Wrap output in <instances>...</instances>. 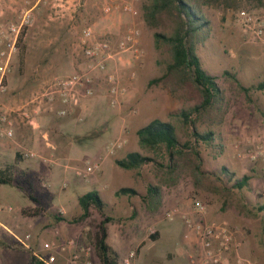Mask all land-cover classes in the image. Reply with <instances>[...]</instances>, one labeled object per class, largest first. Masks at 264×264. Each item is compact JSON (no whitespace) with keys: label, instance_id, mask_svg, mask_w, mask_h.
Instances as JSON below:
<instances>
[{"label":"rangeland","instance_id":"rangeland-1","mask_svg":"<svg viewBox=\"0 0 264 264\" xmlns=\"http://www.w3.org/2000/svg\"><path fill=\"white\" fill-rule=\"evenodd\" d=\"M146 2L147 0L134 1V5L139 10V15L134 17V19H137L135 24L140 28L141 38L142 33L145 35V44L142 45L140 41L142 55L137 60L131 56L125 57L118 64V67L124 72L133 70L135 71V76L138 75L144 77L145 80L148 78L151 80L165 71V66L171 62V57L167 45L155 47L152 36L154 29L147 26L143 16V6ZM97 7H100L99 0H96V5L94 6L96 11L99 12L100 9ZM240 10L250 12L258 17L264 25V7L258 5L255 0H233L229 6L218 1L210 5L203 4L200 7L204 19L208 20L210 24V32L204 41L197 44L196 51L203 68L216 76V82L222 89L224 99L206 110L199 109L197 112H193L190 118L194 120V126L197 130H211L214 132L211 143L195 142L191 134L190 125L184 123L181 116L178 115L182 109H188L200 103L201 96L198 90L190 82L176 88L177 83L171 76L170 79H165V81L151 85L147 83L143 88V94L146 96L155 94L161 96V94L163 95L162 92L169 94L165 103L169 105L171 112L166 119H159L169 121L174 125L180 143H189L188 149H185L186 155L173 159V162L181 166L178 173L176 172V177L168 173L167 165L170 161L165 150L161 149L157 152H151L139 147L134 128L131 131V139L123 143L124 140L120 136V130L125 131L127 128L118 126L115 134L110 136L105 144H107L106 148L109 150L108 145L111 142L120 141V147L123 146L125 148L122 154L131 148H136L141 153L155 159V162H147L135 171L137 180L141 184L148 186L149 184L159 185L160 183V185H163L160 206L155 210L144 206L142 208L144 217L162 220L167 225L174 221L182 225L184 223L181 215H176L172 220H169L166 219L165 212L174 207H180L183 211H187L190 207L191 199L198 197L206 202L208 208L213 212L227 215L228 220L226 219V221L235 231V236L240 232L245 234V238L240 237L241 239L238 238L237 242L242 243V245L245 242V246L251 247L250 250L254 249L255 262L264 264V210L258 209L264 203V160L251 162L238 155L239 152L247 147L264 146V89L244 93L237 87L230 76V74H234L238 80L239 77L242 79L245 77L246 81L248 80L251 83L264 81V42L245 32L236 17L237 12ZM101 15L103 14L101 13ZM123 16V14L107 16V19H110L114 24H120L119 28L111 30L112 32L119 33L131 24L124 22ZM99 19V16L98 18H90L84 25L90 24L95 28L97 27L99 31H108V28H104L103 23ZM157 30L160 31L161 28ZM19 45L16 58L22 51V46L21 44ZM226 71L229 74H225L224 72ZM58 74H66V72L51 73L48 77ZM39 84L43 86L44 83L41 81ZM173 88L176 89L174 90ZM132 107H135V105ZM115 149L110 151L111 156L119 157L121 153H115ZM193 151L198 153L199 160ZM88 159L82 160L81 163ZM81 163L75 166H79ZM197 163H199V170L193 172V166ZM75 166H73L74 176L85 182L86 185L84 187H89V189L91 188L90 190L94 189L91 184L86 182L100 171L101 167L90 177L83 179L74 173ZM222 167L233 173L234 178H229L223 172ZM133 172L130 171V173ZM243 175H249L248 185L242 189L234 187L235 179ZM14 180H17L18 183L13 184L14 189L12 188V190L25 198L27 202L32 200L30 196L42 199V204L36 205L40 208L38 213L30 215L29 212L33 208L19 207L20 201L0 198V202L10 204L14 209L18 208L17 214L21 222L15 231V235L23 239L24 235L29 233V240L24 241L28 247L40 249L50 240L75 237L79 244L92 246L91 259L93 255H96L93 234L96 223L101 219L100 214L91 206L88 217L80 220V222L72 221L80 215L77 214V210L80 207L75 205V196L81 192L80 190L75 193L49 195L47 188L40 187L38 180L36 185L40 187L41 192L35 193L22 182V177L19 174L15 175ZM131 182V178H125L123 181L117 180L115 185L126 186ZM0 187L3 190L11 189L9 185L4 184H0ZM82 191L86 192V190ZM137 194L131 196L120 195L119 197L122 198L123 202L127 201L126 203H129L135 200ZM103 197L106 200L109 199L107 192H103ZM134 211L137 214L139 210L134 208ZM105 213L110 215L112 212L106 208ZM56 214L65 217L66 220L57 222L54 218ZM55 224H57L59 231L64 232L62 236L47 240H39L37 238L38 230L49 229ZM70 229L76 230L77 233L70 232ZM150 229L147 231L149 234H151ZM152 230L154 229L152 228ZM8 234V230L0 225V250L15 248L20 250V252H17L15 256L0 253V264H29L31 249L25 247L14 236L11 237Z\"/></svg>","mask_w":264,"mask_h":264},{"label":"crops","instance_id":"crops-1","mask_svg":"<svg viewBox=\"0 0 264 264\" xmlns=\"http://www.w3.org/2000/svg\"><path fill=\"white\" fill-rule=\"evenodd\" d=\"M95 5L96 0H0V27L17 23L23 12H28L32 17L31 24L24 30L18 42L22 51L18 58L15 57L17 54L13 55L12 66L7 74V90L0 93V112H9L12 130L11 136L0 135V175L1 172L5 173L6 176L13 177V183H18L14 177L19 174L22 182L35 193L41 192L40 187H46L49 195L75 193L80 190L75 196V205H78V196L85 193L82 190L87 192L91 188L84 187L85 182L74 176L73 166L86 158L100 160V171L86 183L91 184L94 188L92 190L99 192L112 212L110 216L113 219L107 223L106 241L117 253L118 264L119 260L133 249L136 250V256L131 264H191L185 249L195 244L193 235L185 237L186 228L177 221L167 225L162 220L144 217L142 208H149L142 199L146 194L147 185L137 180L135 171L139 168L123 169L114 163L115 158H122L127 152L137 149L131 148L122 154L125 148L121 146L114 151L121 153L120 156L114 157L105 144L108 138L115 134L118 126L127 128L125 131L120 130V136L125 143L131 139L132 128L136 135V130L153 118L166 119L171 112L169 105L165 103L169 97L168 93L146 96L143 94V88L150 78L145 80L144 77L136 75L132 80H128L125 74L123 79L128 84V93L120 106L109 105L103 86L99 85L95 95L83 98L80 104L65 116L61 117L56 113L57 109L62 107L58 101L51 105L39 106L34 125L27 124L21 114L26 101L42 86L39 82H46L51 73L66 72L58 75H67L81 67L78 40L81 28L87 20L99 16L103 27L108 28V31L119 28L120 24H114L107 16L101 15L100 10L97 12ZM123 15L124 22H137L134 17ZM6 43L5 40L2 41V46ZM141 43L145 44L144 33ZM239 80L245 86L255 84L246 81L245 77H239ZM133 105L135 107H132ZM27 151L33 152L34 155L25 157L24 153ZM125 178L132 179L126 186L138 192L135 200L129 203L123 202L122 198L115 195V191L121 187L115 185V182ZM38 180L40 187L36 185ZM41 183H46V186ZM4 185H9L11 189L3 190L0 187V198L20 201L19 207L34 208L39 203L42 204L41 198L32 196L36 201L27 202L12 190L13 184ZM158 186L163 188L160 183ZM103 192L109 195L108 200L104 199ZM134 208L139 210L137 214ZM17 209L0 212V225L8 230L11 237L15 235L21 222ZM80 213L81 208H78L77 214ZM206 218L228 220L225 213H216L210 208ZM149 228H153L155 232L149 234ZM69 231L77 233L76 230ZM63 233L55 224L49 229L38 230L37 238L47 240L60 237ZM153 235L154 238L151 237ZM240 237L244 239L245 234L238 233L235 236L236 241L241 239ZM238 245L236 251L229 253L221 264H241L237 261L238 257L249 260L251 264H258L255 262L254 249L250 250L251 247L245 246V242L244 246L242 243ZM17 252L20 250L15 248L0 250L1 254L13 256ZM91 260L92 264H101L96 255H93Z\"/></svg>","mask_w":264,"mask_h":264},{"label":"built area","instance_id":"built-area-1","mask_svg":"<svg viewBox=\"0 0 264 264\" xmlns=\"http://www.w3.org/2000/svg\"><path fill=\"white\" fill-rule=\"evenodd\" d=\"M135 0H100V12L104 16L112 14H128L132 17L139 15ZM237 20L245 32L257 40L264 42V25L262 21L246 10L237 12ZM32 17L28 12H23L17 23H10L0 27V93L7 90V74L10 71L13 55L18 52V42L24 30L31 24ZM6 45L2 46V41ZM141 32L135 24H129L119 33L112 31H99L94 26L86 24L81 28L78 46L81 54V67L67 75H54L35 92L24 104L21 114L25 122L34 125L37 108L42 105H51L58 101L62 107L58 108V116H65L77 107L81 100L93 96L98 91V86H103V91L108 97L111 106H120L128 93V80L135 77V71L124 72L118 67L122 59L131 56L140 59ZM9 112H0V135L11 136V120ZM120 141L111 142L108 151L120 147ZM34 153L27 151L25 157ZM240 157L251 162L264 160V146L247 147L238 153ZM101 167L100 160H85L74 167L76 176L87 179ZM46 186V183H41ZM10 204L0 202V212L13 211ZM208 205L198 197H193L190 207L183 211L174 207L165 212L166 219L172 220L176 215H181L186 228L185 237L193 235L195 244L185 249L186 256L191 264H221L227 255L236 251L238 242L235 240V231L226 220L207 219ZM151 234L155 230L150 229ZM19 243L28 247L24 241L29 240L30 234L23 239L14 235ZM30 248V247H28ZM31 249V248H30ZM92 246L79 244L75 237L53 239L46 242L40 249H31V254L42 264H92L90 254ZM136 256V250H130L122 257L121 264H131ZM241 264H251L249 260L237 259Z\"/></svg>","mask_w":264,"mask_h":264},{"label":"trees","instance_id":"trees-1","mask_svg":"<svg viewBox=\"0 0 264 264\" xmlns=\"http://www.w3.org/2000/svg\"><path fill=\"white\" fill-rule=\"evenodd\" d=\"M221 1L226 6L231 5L233 0H147L143 6V16L145 23L151 29H154L152 36L155 47L167 45L171 57V62L165 66V71L158 77L149 80L148 84H154L165 79L172 78L176 81V88L182 87L187 82L192 83L198 90L201 100L197 105L188 109H182L179 112L184 123L191 127V134L195 142L203 141L206 144L213 140L214 132L211 130L199 131L194 126V120L191 114L199 109H207L223 99L222 89L216 82V76L210 74L203 68L196 46L199 42L204 41L210 32V24L204 19L200 11L203 4H213ZM258 5L264 7V0H255ZM161 28L160 31L157 29ZM229 74V72H224ZM237 87L244 93L252 90H263L264 81H260L248 86L243 85L234 74H230ZM175 88V89H176ZM174 89V88H173ZM174 89V90H175ZM137 142L139 147L157 152L164 149L167 153L170 163L167 165L168 173L172 176L181 169L173 159L186 155L185 149H188V142L180 143L174 125L169 121H163L159 118H153L145 125L136 130ZM199 160V155L193 151ZM16 160V156H15ZM147 162H155L151 156L141 153L138 150L129 151L122 158H115L114 163L123 169L139 168ZM199 170V163L193 166V172ZM223 172L233 179L234 174L228 172L222 167ZM177 172V173H176ZM249 175H243L235 179L234 187L242 189L248 185ZM0 183L14 184L13 177L6 176L1 172ZM137 191L128 186H121L115 191L116 196L136 195ZM32 200H35L30 196ZM151 210L157 209L161 204V187L149 184L145 196L142 197ZM36 201V200H35ZM78 205L81 208L80 215L72 221H80L90 215V207H94L100 214L101 219L96 223L93 234V243L95 254L101 264H118V255L113 248L107 243V223L113 218L105 213L107 203L102 199L97 190H89L77 198ZM40 208L35 206L30 210V215H36ZM264 210V203L258 207ZM55 220L63 221L65 217L55 215ZM154 238V235L151 236ZM29 264H42L30 254Z\"/></svg>","mask_w":264,"mask_h":264}]
</instances>
